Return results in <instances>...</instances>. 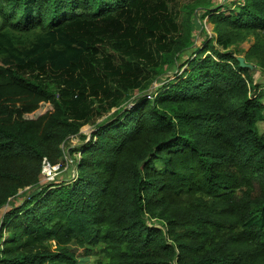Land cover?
Instances as JSON below:
<instances>
[{
  "label": "trees",
  "instance_id": "obj_1",
  "mask_svg": "<svg viewBox=\"0 0 264 264\" xmlns=\"http://www.w3.org/2000/svg\"><path fill=\"white\" fill-rule=\"evenodd\" d=\"M205 17L214 37L179 63ZM252 67L264 0H0V264H264ZM65 156L74 179L41 182Z\"/></svg>",
  "mask_w": 264,
  "mask_h": 264
},
{
  "label": "rangeland",
  "instance_id": "obj_2",
  "mask_svg": "<svg viewBox=\"0 0 264 264\" xmlns=\"http://www.w3.org/2000/svg\"><path fill=\"white\" fill-rule=\"evenodd\" d=\"M181 1V0H179ZM241 0H207V3L209 5H212L213 7L218 6V5H225V6H229L230 8H235V6L240 2ZM194 35L196 36L195 38V43L192 47V50L186 52L184 54L183 57H181V61H179V63L185 62V60L189 59V58H193L194 54L196 53V51L201 50V48L203 47V39H210L212 37H214V31H213V26L212 24L208 21L207 17H205L204 19H199L197 21L196 24V28H194ZM253 43V38L252 37H248L245 41H243L242 43H240L239 45H232L230 47V49H233V51L235 50L236 52V58H244V54L249 50V48L251 47ZM215 45V44H214ZM215 49H218L219 47L216 45L214 47ZM197 51V52H198ZM202 54H204L202 57L204 58L206 55H210L211 52L209 50L203 52ZM216 57V56H215ZM251 65V64H250ZM185 69V67L183 68ZM180 72H177L176 67L171 68L170 70L168 68H166L165 73L163 75H161L160 79L156 82L151 84V86L149 88H147L145 91H142L140 93H135L133 96L131 95L129 98V100L124 103L123 105H121V107H123L125 104H130L131 101L133 100L134 97L139 96V95H147V94H153L157 91H159V89L161 87L164 86V83H168L169 81L173 80V76L175 73L180 74L182 72V70ZM253 70V79L254 82L260 81V82H264V74L261 73L259 71L258 68L256 67H252ZM116 108H113L111 110V112H114ZM99 121V120H98ZM97 121V122H98ZM259 131L261 133L264 134V123H260L258 125ZM94 131L93 126L91 125H85L80 129L79 134L80 135H86V136H90ZM74 136L70 139H68L67 141V148L71 149V148H75L76 146H79L80 144H82V141L80 140L79 136ZM74 157H78L79 158V154H74ZM71 163V159L68 156H65V162H63V167H61L62 165L60 163H57L53 166L54 170H51L48 172H45V174H43L42 176V181L41 182H48V181H56V180H63L64 178L69 182L72 179H74L75 177V172H72L69 170V166ZM29 189V188H27ZM30 190V189H29ZM31 191V190H30ZM35 190H33L34 192ZM23 192V190H20L18 194H21ZM32 192V193H33ZM21 201V198H18ZM18 200H13L12 203L16 204ZM9 208L7 206H5L3 209L0 210V223L2 221V217L5 214V212L8 210ZM53 247V245H52ZM98 252V248H95L92 250V253H97ZM93 258L89 257L87 259H79L78 261L80 262V264H91Z\"/></svg>",
  "mask_w": 264,
  "mask_h": 264
},
{
  "label": "built area",
  "instance_id": "obj_3",
  "mask_svg": "<svg viewBox=\"0 0 264 264\" xmlns=\"http://www.w3.org/2000/svg\"><path fill=\"white\" fill-rule=\"evenodd\" d=\"M54 170L53 166H51L50 164H48L45 160L42 163V174H45V172H48Z\"/></svg>",
  "mask_w": 264,
  "mask_h": 264
},
{
  "label": "water",
  "instance_id": "obj_4",
  "mask_svg": "<svg viewBox=\"0 0 264 264\" xmlns=\"http://www.w3.org/2000/svg\"><path fill=\"white\" fill-rule=\"evenodd\" d=\"M238 61H239L240 67H248V65L244 64V59L239 58Z\"/></svg>",
  "mask_w": 264,
  "mask_h": 264
}]
</instances>
